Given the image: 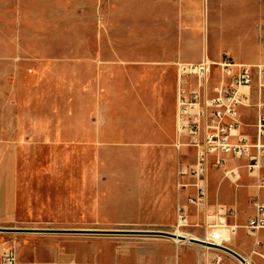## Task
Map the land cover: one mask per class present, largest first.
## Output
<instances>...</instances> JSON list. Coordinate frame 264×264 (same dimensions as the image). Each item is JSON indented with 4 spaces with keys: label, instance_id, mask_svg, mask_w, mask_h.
<instances>
[{
    "label": "rangeland",
    "instance_id": "obj_1",
    "mask_svg": "<svg viewBox=\"0 0 264 264\" xmlns=\"http://www.w3.org/2000/svg\"><path fill=\"white\" fill-rule=\"evenodd\" d=\"M222 52L238 62L264 64V0H0V123L6 131L15 127L25 148L28 218L54 217L59 199L71 208V189L59 194L44 177L97 174L113 163L119 169L127 157L124 146L142 137L136 133L139 117L147 124L170 121L175 63L194 61L188 57L197 53L216 59ZM130 78L147 96L140 109L129 101ZM75 111L82 122L90 117L94 133L83 126L74 131ZM250 192L240 189L241 196ZM48 199L54 205L43 204ZM62 218L71 221V214ZM201 224L119 229L181 230L203 238ZM105 237L193 243L155 233Z\"/></svg>",
    "mask_w": 264,
    "mask_h": 264
},
{
    "label": "crops",
    "instance_id": "obj_2",
    "mask_svg": "<svg viewBox=\"0 0 264 264\" xmlns=\"http://www.w3.org/2000/svg\"><path fill=\"white\" fill-rule=\"evenodd\" d=\"M221 54L214 60H219ZM199 58L200 53H197L192 58L188 57V60L201 61L204 57ZM77 80L74 78L75 89L79 85ZM126 86L131 88L128 90L129 101L137 109L144 107L147 96L140 82L130 78ZM176 86L177 70L172 118L165 124L158 121L147 124L144 117H139L136 133L142 137L151 134L153 138L145 140L139 136L125 145L127 157L122 160L119 169L113 163L105 172L97 174L73 173L71 176L44 177V182L56 183L59 194L65 188H70L72 192L71 208L63 199H59L51 212L55 216L49 220L28 218L30 180L28 174L22 173L25 148L17 138L15 127L6 131L0 123V256L14 248L17 264H211L216 258H221V264H242L238 258L225 251L194 242L191 245L158 240L136 243L128 239L105 237L113 234L75 231L95 229V225L102 226L99 229L175 227L178 206L181 204L185 205L191 226L202 223L203 237L207 232L208 213L213 214L222 209L227 213L228 222L239 225L229 247L250 264H264V229L253 233L246 227L249 218L255 213L253 200L259 195L264 201V188L260 191L256 189L254 176L241 167L242 179L240 185L236 186L223 178L221 169L212 165L209 169L207 212L200 213L188 202V196L195 193V188L189 186L181 189L178 186L179 165H189L193 161L194 149L179 146ZM8 100L9 107L16 115V105L11 103L10 98ZM242 120L243 131L253 136L254 110L243 108ZM72 122L74 131H79L82 126L89 133L96 129L90 117L88 121L82 122L79 111L74 112ZM108 162L113 160L109 157ZM244 163V160L229 159L230 166ZM183 180L191 182L190 177ZM240 189H250L252 192L241 196ZM43 204L54 205V202L48 199ZM230 210H234V213H228ZM64 214H71V221H65L62 218ZM38 223H48L52 227H28ZM19 228L54 231L16 230Z\"/></svg>",
    "mask_w": 264,
    "mask_h": 264
},
{
    "label": "built area",
    "instance_id": "obj_3",
    "mask_svg": "<svg viewBox=\"0 0 264 264\" xmlns=\"http://www.w3.org/2000/svg\"><path fill=\"white\" fill-rule=\"evenodd\" d=\"M176 132L179 146L194 149L189 165L180 164L178 186L195 188L188 196L197 213L207 212L209 169L213 165L223 178L236 186L242 179L241 167L256 178L258 191L264 188V64L238 62L228 52L219 60L204 57L201 61L176 63ZM255 112L254 135L243 131L242 109ZM229 159L244 160L243 165L230 166ZM190 177L191 182L183 179ZM255 213L246 225L253 233L264 229V201L259 195L253 200ZM234 213V210L228 211ZM207 232L201 238L208 243L227 246L239 225L227 220L219 209L207 215ZM191 226L185 205L178 206L177 228ZM210 247V246H207ZM214 248V247H212ZM219 249V248H216ZM221 250V249H220ZM223 251V250H222ZM15 249L0 256V264H17ZM180 264V263H174ZM211 264H221L216 258Z\"/></svg>",
    "mask_w": 264,
    "mask_h": 264
},
{
    "label": "water",
    "instance_id": "obj_4",
    "mask_svg": "<svg viewBox=\"0 0 264 264\" xmlns=\"http://www.w3.org/2000/svg\"><path fill=\"white\" fill-rule=\"evenodd\" d=\"M16 230L54 231L52 229H29V228L28 229L19 228V229H16ZM61 231H74V230H61ZM75 231L87 232V233H95V234H113V235H117V234H135V233H155L157 235L167 236V237H171V238L178 237V235H176L175 232L165 231V230L147 231V230H135V229H88V230H75ZM179 238L181 240H187V237L184 236V235L179 236ZM189 241L190 242H194V243H199V244L205 245V246L219 248V249H221V250H223V251L235 256L236 258H238L242 262V264H250L249 261L245 257L240 255L239 253H237L235 250H233L230 247L214 245V244L206 242L205 240H203L201 238L190 237Z\"/></svg>",
    "mask_w": 264,
    "mask_h": 264
},
{
    "label": "bare ground",
    "instance_id": "obj_5",
    "mask_svg": "<svg viewBox=\"0 0 264 264\" xmlns=\"http://www.w3.org/2000/svg\"><path fill=\"white\" fill-rule=\"evenodd\" d=\"M175 233H176V235H178V237L174 238L175 241H177V242L181 241V239L179 238V236H181V235H184V236L187 237V239H190V238H188L189 234L187 232H184V231H181V230H176ZM190 235H191L190 237L198 238L197 236H195L193 234H190Z\"/></svg>",
    "mask_w": 264,
    "mask_h": 264
}]
</instances>
